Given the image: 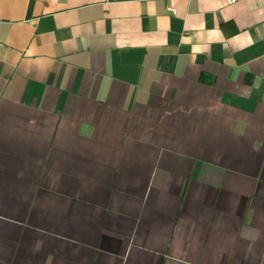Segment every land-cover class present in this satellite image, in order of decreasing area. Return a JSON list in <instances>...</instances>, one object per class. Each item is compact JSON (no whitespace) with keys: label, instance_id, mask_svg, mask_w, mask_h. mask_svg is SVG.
Segmentation results:
<instances>
[{"label":"crops","instance_id":"obj_1","mask_svg":"<svg viewBox=\"0 0 264 264\" xmlns=\"http://www.w3.org/2000/svg\"><path fill=\"white\" fill-rule=\"evenodd\" d=\"M0 264H264V0H0Z\"/></svg>","mask_w":264,"mask_h":264},{"label":"built area","instance_id":"obj_2","mask_svg":"<svg viewBox=\"0 0 264 264\" xmlns=\"http://www.w3.org/2000/svg\"><path fill=\"white\" fill-rule=\"evenodd\" d=\"M160 1H170V0H160ZM223 1H224L225 5H231V3H232V0H223ZM164 12L166 14L172 15V11L168 8H165Z\"/></svg>","mask_w":264,"mask_h":264}]
</instances>
